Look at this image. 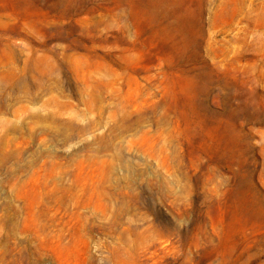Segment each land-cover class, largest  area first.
<instances>
[{
	"label": "rangeland",
	"instance_id": "374dc122",
	"mask_svg": "<svg viewBox=\"0 0 264 264\" xmlns=\"http://www.w3.org/2000/svg\"><path fill=\"white\" fill-rule=\"evenodd\" d=\"M0 264H264V0H0Z\"/></svg>",
	"mask_w": 264,
	"mask_h": 264
}]
</instances>
